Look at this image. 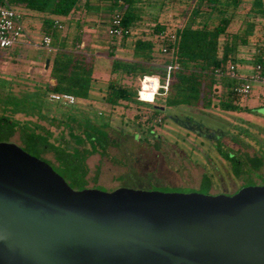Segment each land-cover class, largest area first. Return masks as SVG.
<instances>
[{
    "label": "trees",
    "instance_id": "1",
    "mask_svg": "<svg viewBox=\"0 0 264 264\" xmlns=\"http://www.w3.org/2000/svg\"><path fill=\"white\" fill-rule=\"evenodd\" d=\"M94 3L106 6L112 14L120 13L121 28L127 33L115 38L107 32L110 44L120 42L124 45L130 41L132 46L133 59L112 60L105 83L94 77L93 58L75 51L83 26L76 22V33L70 44L66 36L60 41L58 33L62 32L54 27L55 21L63 23L59 18L89 12ZM9 4L22 14L28 12L42 17L43 36L52 38L54 51L48 57L49 82L44 89L16 96L0 85V143H10L18 135L23 151L49 164L73 190L88 188L90 169L87 160L91 156L98 155L118 163L109 154V149L117 148L118 144L108 132V122L99 125L89 118L79 117L73 113V105L50 102V93L69 94L77 102L88 105L101 102L109 106L110 112L120 106L136 110L146 108L149 115L145 121L142 122L143 115L136 114L132 124L135 129L153 135V123L161 124L157 122L158 118L163 121L160 111L164 108L157 102L160 97H165L167 107L218 108L231 113L248 111L242 106L243 99L234 92L235 82L217 76L231 65L238 68L240 47L254 43L250 67L259 65L264 73V25L254 20L264 17V0H9ZM153 4L157 7L149 12L148 8ZM246 4L245 14L238 15L237 11ZM175 6L181 8L180 22L172 26L164 16ZM147 18L151 27L149 33L144 34L145 30L140 29ZM236 18L241 19L242 28L230 32ZM159 34L165 35L162 44L156 40ZM110 47L114 50V46ZM162 48H166L171 57L158 66L153 62L154 53L160 54ZM167 64L173 66L168 91L164 94L159 90L151 103L139 101L140 79L158 76L163 85ZM241 133L255 141L247 132ZM215 143L217 153L228 163L236 178L258 173L264 166L262 150L261 155L242 156L226 148L220 137ZM48 154L52 155L54 164L44 159ZM98 177L97 169L93 178L95 183ZM212 187L211 176L204 173L199 191L208 193Z\"/></svg>",
    "mask_w": 264,
    "mask_h": 264
},
{
    "label": "water",
    "instance_id": "2",
    "mask_svg": "<svg viewBox=\"0 0 264 264\" xmlns=\"http://www.w3.org/2000/svg\"><path fill=\"white\" fill-rule=\"evenodd\" d=\"M0 264H264V186L229 196L73 190L2 142Z\"/></svg>",
    "mask_w": 264,
    "mask_h": 264
},
{
    "label": "rangeland",
    "instance_id": "3",
    "mask_svg": "<svg viewBox=\"0 0 264 264\" xmlns=\"http://www.w3.org/2000/svg\"><path fill=\"white\" fill-rule=\"evenodd\" d=\"M155 5H151L148 11H153L154 7H157ZM106 8L104 5L94 3L93 8L84 17L82 14L74 13L70 17L71 25L65 24V30L58 33L60 41L66 36L67 43L70 44L76 33V22L79 24L85 22V25H80L85 26V39L89 43L86 48H90L94 39H99L98 45L96 49L89 51L75 46V51L93 58L94 77L100 83L108 80L112 60L133 59L132 52H115L116 46L131 50L130 41L124 45L120 42L116 45L110 44L107 29L112 12ZM247 8L248 4L242 6L237 14H245ZM180 12L181 8L177 6L171 8L164 16L165 20L172 26L177 25L180 22ZM23 14L25 33L22 41L25 45L10 50H0V85L16 96L33 93L39 88L44 89L49 82L45 63L51 53L26 45L27 41L40 43L43 37L42 17L28 12ZM58 20L68 23L66 18ZM254 20L264 25V17H256ZM150 27L147 18L140 30H145L144 34H147ZM241 28V19L236 18L229 31L236 32ZM110 46H114V50ZM254 53V43L248 47H240L238 70L242 74L250 70ZM166 60L165 56L154 53L155 65L162 66ZM164 101L165 97L158 98V104L164 108L160 111L163 121L157 126L153 123V135L135 129V125L132 124L136 114L143 115L142 122L145 121L149 115V110L146 108L136 110L120 106L110 112L109 106L101 102L88 105L76 101L72 107L73 113L79 117L89 118L99 125L108 122V132L118 144L117 148L109 149L110 156L118 162L117 164L98 155L91 156L87 160L90 169L89 189L112 192L118 188H130L165 193L196 192L204 195L229 196L244 187L264 186V166L258 173L252 172L248 176L236 178L215 147V139L220 137L226 148L242 156L252 157L264 152V97H260L258 91H254L252 96L242 101V106H246L248 111L237 113L224 112L218 108L204 110L167 107ZM149 106L154 107V105ZM244 131L255 141L244 136L241 133ZM10 143L21 146L18 135H15ZM44 159L55 163L50 154L45 155ZM97 169L99 177L95 183L93 178ZM204 173L210 175L213 181V187L208 193L199 191Z\"/></svg>",
    "mask_w": 264,
    "mask_h": 264
},
{
    "label": "built area",
    "instance_id": "4",
    "mask_svg": "<svg viewBox=\"0 0 264 264\" xmlns=\"http://www.w3.org/2000/svg\"><path fill=\"white\" fill-rule=\"evenodd\" d=\"M121 16L119 12H115L111 16L110 25L107 29L109 36L120 38L123 33L121 28ZM54 27L63 32L66 28L64 23L59 21L54 22ZM24 15L17 11L9 4V0H0V50H10L19 46H24L23 37H24ZM173 39V37H171ZM165 39L164 34H159L156 37V40L162 44ZM28 46L34 48H40L46 50L48 53L54 51L52 45V38L49 35H44L41 38L40 43H32L27 41ZM161 56H165L167 60L170 59V54L166 48L161 49ZM166 76L165 83L162 85L158 76H145L139 81V91H138V100L146 102V100L141 99L143 94L151 93L154 97L158 94L159 90H163L164 94L168 91V85L170 82V72L173 69V66L167 64L164 66ZM217 76L219 78H228L235 82L234 92L240 96L243 101L248 99L254 91H258L260 97H264V73L259 65L255 67H250V70L242 74L238 71V68L234 65L228 67V69L223 72H218ZM154 79L157 82V88L153 89L152 87H145L146 80ZM48 100L50 102L62 103L64 105H74L76 103L75 97L69 94H55L50 93L48 95ZM154 101V98L151 102ZM150 102V103H151ZM158 123H161V119H157Z\"/></svg>",
    "mask_w": 264,
    "mask_h": 264
},
{
    "label": "crops",
    "instance_id": "5",
    "mask_svg": "<svg viewBox=\"0 0 264 264\" xmlns=\"http://www.w3.org/2000/svg\"><path fill=\"white\" fill-rule=\"evenodd\" d=\"M78 14H82L83 15V17L85 16V12H81V13H79V12H77ZM67 20H68V23L66 22H63L64 24H69V21H70V18H67ZM80 24H82V25H85V22L83 21V22H80ZM84 27L85 26H83V29H82V35H81V37H80V42H79V44L76 46V47H79L80 49H83V50H85L86 49V51H89V50H91V49H96V47H97V45H98V41H99V39H94L93 40V43H92V40L90 39L89 41L92 43V45L90 46V48H86V47H88V42H87V40L85 39V34H84ZM69 48V47H68ZM115 52L117 53V52H126V53H128V52H131V50H127V49H124V48H117V46H116V48H115ZM79 53H82V52H79ZM91 53V52H90ZM82 54H84V53H82ZM92 54V53H91ZM93 55V54H92ZM126 60H129V59H126Z\"/></svg>",
    "mask_w": 264,
    "mask_h": 264
},
{
    "label": "bare ground",
    "instance_id": "6",
    "mask_svg": "<svg viewBox=\"0 0 264 264\" xmlns=\"http://www.w3.org/2000/svg\"><path fill=\"white\" fill-rule=\"evenodd\" d=\"M152 87L153 89L157 88V82L154 80V79H150V80H146L145 82V87ZM149 95H152L151 93L149 94H143V96H149ZM146 102H149V101H146Z\"/></svg>",
    "mask_w": 264,
    "mask_h": 264
},
{
    "label": "clouds",
    "instance_id": "7",
    "mask_svg": "<svg viewBox=\"0 0 264 264\" xmlns=\"http://www.w3.org/2000/svg\"><path fill=\"white\" fill-rule=\"evenodd\" d=\"M154 96L153 95H149V96H141V99L146 100L151 102L153 100Z\"/></svg>",
    "mask_w": 264,
    "mask_h": 264
},
{
    "label": "flooded vegetation",
    "instance_id": "8",
    "mask_svg": "<svg viewBox=\"0 0 264 264\" xmlns=\"http://www.w3.org/2000/svg\"><path fill=\"white\" fill-rule=\"evenodd\" d=\"M238 192V191H237ZM236 193V192H235Z\"/></svg>",
    "mask_w": 264,
    "mask_h": 264
}]
</instances>
